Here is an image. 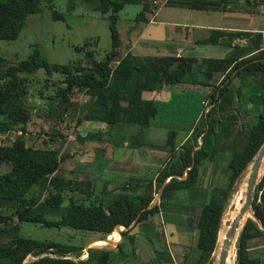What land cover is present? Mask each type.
I'll return each mask as SVG.
<instances>
[{"label":"trees","instance_id":"16d2710c","mask_svg":"<svg viewBox=\"0 0 264 264\" xmlns=\"http://www.w3.org/2000/svg\"><path fill=\"white\" fill-rule=\"evenodd\" d=\"M66 1L67 9L72 8L73 0ZM83 1L98 14L106 15L110 48L101 57L96 58L91 50L85 49L87 43L76 48V51H82L80 58L65 64L48 62L35 44L30 45L31 51L27 57L16 63L5 65L4 58L0 57V133L10 130L18 132L10 143L0 144V167L3 168L0 171V200L12 203L7 213L0 208V264H116V251L107 248L89 247L83 258H71L69 255L79 257L82 254V246L24 237L19 234V223L66 226L97 233L98 239H104L114 229L122 227L118 232L120 240L115 243V250L122 252L123 239L130 243V250L134 249L133 244L140 236H150L157 242L162 240V233L150 216L158 212L163 204L184 206L183 224L196 231L197 257L189 264H207L226 199L264 139V97H256L260 100V107L254 106L257 107V113L251 126L244 132L243 145L232 150L228 156L223 184L204 189L202 198L205 199L199 203L194 201L193 191L200 188L197 186L199 165L203 160H213L212 156L216 152L214 142L221 121L214 118L213 111L216 110L221 116L226 109L231 112L228 104L233 98L236 102L240 100L242 84H250L248 81L251 76L264 78V47L260 46L264 8L261 13L257 9L264 7V0H238L240 3L237 0L166 1L168 5L220 11L225 10L227 3L235 2L245 7L247 13L259 14L255 31L211 29L207 36L196 40L195 43L218 44L229 48L220 58H201L198 61L193 57L172 55L145 60L129 51L123 54L119 52L117 12L126 4H138L140 9L134 21H147V15L160 4L159 0ZM41 5L50 9L53 19L63 18L53 7L52 0H0V40L17 38L26 16L38 12ZM235 38L244 39L246 43H234ZM196 63L202 69L192 70V65ZM39 68L43 69L45 75L37 90V97L47 101L45 117L52 123L49 124L51 131L47 134L49 141L53 140L54 134L61 136L55 124L67 121L64 125L68 126L70 123L65 111L75 103L73 97H83L84 109L72 126L83 121L101 123L106 126L109 136V131L116 124L133 125L139 130L152 125L158 106L152 99L143 98L142 92L167 88L178 90L177 93L187 90L188 85L199 84L208 87L206 96L210 108L198 116L189 128V135L182 141L174 142V132L171 130L163 144L154 146L164 151L165 155L153 177L126 180L109 190L103 189L91 198V190L81 189L77 185L68 187V176L57 174L60 162L68 156L66 153L60 154L54 147L35 148L25 144V125L33 112L25 104L24 98L30 92L31 82L37 84L40 80L36 76L26 79L19 73L32 74ZM196 72L203 75L205 80L192 79L191 76ZM53 75L55 79H51ZM216 76L220 77L218 83L206 81H214ZM233 79L238 80L235 89L230 88ZM178 86L181 89H177ZM59 106L61 110L56 113ZM136 128L134 133L127 135L129 138L140 133ZM77 139L101 142V131L87 132L82 137L77 136ZM123 140L119 137L115 145L121 144ZM127 144L131 148L143 145L135 142V139ZM97 157L98 163L102 159L106 160L104 155ZM101 165L94 169L99 171ZM66 190H78L84 196L79 198L70 195L65 198ZM108 193H111L110 196H105ZM155 193L157 201L153 202ZM64 199L67 203L62 206ZM194 209H198L196 215H193ZM251 210L262 228L253 219H246L236 239L233 264H264L259 257L250 256L246 244L249 238L256 236L264 239V174L254 187ZM13 219L15 223L11 222ZM152 252L154 264L170 261L165 249L162 251L152 247ZM27 255L36 258L23 262ZM179 264L186 263L182 259Z\"/></svg>","mask_w":264,"mask_h":264},{"label":"rangeland","instance_id":"374dc122","mask_svg":"<svg viewBox=\"0 0 264 264\" xmlns=\"http://www.w3.org/2000/svg\"><path fill=\"white\" fill-rule=\"evenodd\" d=\"M52 4L62 14V19H53L50 9L45 5H41L38 12L26 16L24 25L17 38L14 40H0V57L4 58L5 65L16 63L26 58L31 51V44L37 46L41 55L48 62L58 64L70 63L80 58L82 51L78 52L76 48L82 47L86 43L87 45L84 48L91 50L96 58L101 57L110 48V35L105 14H98L83 0H73V6L70 9H67L68 3L66 0H52ZM261 8L264 7L261 6ZM261 8L258 7L257 9L260 10ZM139 9L140 6L138 4H126L117 12L118 22H116V28L120 37L118 48L120 53L125 43L123 31L130 23L135 22L134 17ZM242 17L245 16L242 15ZM143 41L142 47L144 48L142 50L147 52H157L162 48L161 42L163 41L159 38L144 36ZM172 41H175V39ZM241 43L244 44L246 41L243 39ZM260 46L264 47L262 38ZM192 67L195 69L202 68L198 67V64L192 65ZM43 75L45 74L42 68L37 69L32 74L19 73V76H24L26 79L36 76L35 78L40 80L37 84H33V81L31 82L30 92L24 98L25 104L31 107L33 112L31 119L25 125V133L23 134L25 144L35 148L54 147L58 149L60 154L66 153L68 156L60 162L57 174L68 176L70 179L68 187L72 188L77 185L81 189L91 190V198L98 195L103 189L109 190L126 180H145L153 177L163 162L165 155L164 151L158 150L154 146L163 144L168 132L171 130L174 132L173 141H182L189 135V128L194 125L198 116L210 108L206 96L208 87L191 84L188 85L187 90H184L186 92L179 91L176 93L178 90H170L167 95L171 98L168 101L158 102L157 113L152 118L151 126L139 130L133 125L116 124L109 131V136L106 132V126L101 123L83 121L78 125H73L74 127L72 126L75 118L79 117L84 109L82 106L84 103L83 97H73L72 101L75 103L70 105L65 111L70 123L68 122V126L64 125L67 121L58 125L55 124L61 136L54 134L53 140L49 141L47 134L51 131L49 124L52 123L50 119L45 117L47 101L37 97V90L40 89V85L43 83ZM191 77L195 81L205 80L203 75L198 72ZM55 78V75L51 76V79ZM187 78L189 79L190 76L188 75ZM219 79L220 77L216 76L214 81L208 79L206 81L216 84ZM255 79L257 77L251 76L248 81L250 84H247V82H245L246 85L242 84L240 93L242 97L240 96L238 103L233 98L231 104H228L231 112L226 111V109L221 116L216 110L213 111L214 118L221 121L218 125L220 130H218L214 142L216 152L212 156L213 160H203L199 165L197 186L200 188H196L193 191L196 203L205 199L202 198L204 189L214 188L223 184L225 178L223 174L224 168L230 152L241 148L244 143V132L251 126L257 113V107L254 108V106L260 107V102H258L260 100L256 97H264V78ZM237 81L236 79L232 80L231 89H235ZM178 88L181 89V86H178ZM232 106L235 109L232 110ZM60 110L61 107L59 106V109H56L55 112L58 113ZM135 128L140 133L131 139L128 134L134 133ZM97 130L101 131V142L77 139V136L82 137L87 132ZM17 133L12 130L0 133V144L10 143ZM119 137L124 140L121 144L115 145L119 141ZM134 139L135 142H141L143 145L137 148L127 146V143H132ZM100 148L103 150H98ZM100 155H104L106 160L102 159L98 163L97 156ZM249 163H247V166ZM97 164H102L99 171L94 169V167L98 166ZM2 170L3 168L0 167V171ZM263 174L264 168L258 175L257 181ZM82 181L84 182L81 183ZM235 187L234 183L233 190L226 199L221 216L229 205V200ZM65 194V198L70 195L72 197L78 196L79 198L84 196L78 190H66ZM110 194L108 193L105 196H110ZM156 201L157 194L155 193L153 202ZM66 203L67 201L64 199L61 205L64 206ZM11 206V202L0 200V208L4 212L7 213V209H10ZM183 207L178 204L161 205L159 211L151 215L150 219L157 223L155 227L158 230L160 229L162 240L160 239L157 242L152 237L147 236L152 239L150 241L147 237L140 236L137 237L133 244L134 249L130 250V243L127 239H123L121 243L122 252L115 250V243L120 240V236L118 241H113L114 235L108 234L104 237L106 243L101 245V243L98 244L99 236L97 233L72 229L66 226H43L31 222H20L19 234L27 238L52 239L57 242L82 246V254L79 257L69 255V257L74 259L83 258L87 248L92 247L116 251V253L114 252L116 264H154V254L152 252V247H154L162 251L165 249L170 257L169 262L160 261V264H179L182 259L186 264H189L197 257V249L195 248L196 231L186 228L183 224ZM197 213L198 209H194L193 215ZM250 217L249 215L248 218ZM254 221L260 226L257 219ZM11 222L15 223V220L13 219ZM193 222L195 221L193 220ZM121 229L122 227H117L114 230L119 232ZM246 244L250 256L259 258L263 256L261 251L264 250V239L261 236L249 238ZM35 258L27 255L23 262ZM212 260L211 254L207 264H211ZM262 262L264 261L262 260Z\"/></svg>","mask_w":264,"mask_h":264},{"label":"crops","instance_id":"0c3cea01","mask_svg":"<svg viewBox=\"0 0 264 264\" xmlns=\"http://www.w3.org/2000/svg\"><path fill=\"white\" fill-rule=\"evenodd\" d=\"M159 1L160 4L151 14L147 15V21L132 22L124 29L123 39H125V43L123 44L121 54L129 51L135 57H141L145 60L167 55L175 57H193L197 61L201 58H220L229 50L227 46L201 44L195 43V41L207 36L208 31L211 29L229 32L256 30L255 25L258 22L257 19L259 14L253 12L247 13L246 10L243 9V6L238 5V3L235 4V2L227 3L225 5V10L220 11L190 8L183 5L174 6L166 4L168 0ZM238 2L240 3V1ZM261 11L262 8L259 12L261 13ZM242 15L245 17L241 18ZM116 22H118V19ZM260 32L262 34L264 30ZM144 36L159 38L163 41L161 42L162 48L153 53L142 50L144 48L142 47ZM174 39L175 41H172ZM242 40L243 39L235 38L233 42L242 44ZM192 70L199 69L192 67ZM169 91L170 90L167 88H162L158 91L142 92V97L152 99L158 105V102L168 101L171 98L167 95ZM259 228L261 227L259 226ZM109 235H114L113 241L119 240V234L116 230ZM99 243L102 245L105 244L106 241L104 239H98V244ZM262 252L263 256L260 257V259L264 261V250H262L261 253Z\"/></svg>","mask_w":264,"mask_h":264},{"label":"water","instance_id":"95a60500","mask_svg":"<svg viewBox=\"0 0 264 264\" xmlns=\"http://www.w3.org/2000/svg\"><path fill=\"white\" fill-rule=\"evenodd\" d=\"M263 157H264V139L261 142V144L259 145V147L256 150V152L254 153V155L252 156L250 163L248 165L247 175L245 178L246 186H245V192H244V199L242 200L241 206L238 208L237 213L235 214V217L232 219L229 227L226 229L224 239L222 241L221 248H220V251L218 253L216 264H225V257L227 254V248H228L229 244L231 243V239L234 237V233H235V230L237 228L238 221L243 216V214L249 212V214L251 216L250 218L253 220H256V217L254 216V214L251 210V201L253 198L254 187H255V184L257 182V177H258L257 172H258L259 166H260L261 161H262L261 159ZM246 167H247V165H246ZM246 218H248V217H246ZM246 218H245V220H246ZM245 220H244V222H245ZM244 222L241 225V227L237 233V236H238L242 226L244 225ZM237 236H236V238H237ZM216 240H217V234H216ZM216 240L214 243V247L216 244ZM213 250H214V248H213ZM213 250H212V252H213ZM212 252H211V254H212ZM235 256H236V250H235Z\"/></svg>","mask_w":264,"mask_h":264},{"label":"bare ground","instance_id":"6f19581e","mask_svg":"<svg viewBox=\"0 0 264 264\" xmlns=\"http://www.w3.org/2000/svg\"><path fill=\"white\" fill-rule=\"evenodd\" d=\"M261 164L259 166L257 175H260L264 168V157L261 159ZM248 166L245 169V171L242 173V175L239 176V178L235 182V188L234 192L229 200V205L226 207V209L223 211V214L220 218V223L218 227V233H217V240L216 244L212 253V263L216 264L218 253L221 248L222 241L224 239V235L226 232V229L229 227L232 219L235 217V214L237 213L238 208L241 206V202L244 199V192H245V178L247 175ZM250 214L249 212L243 214V216L239 219L237 228L234 233V237L231 239V243L229 244L227 248V254L225 257V264H233L234 256H235V240L237 233L243 224L246 217H248Z\"/></svg>","mask_w":264,"mask_h":264},{"label":"built area","instance_id":"2783aa9c","mask_svg":"<svg viewBox=\"0 0 264 264\" xmlns=\"http://www.w3.org/2000/svg\"><path fill=\"white\" fill-rule=\"evenodd\" d=\"M261 38H262V40H264V33L261 34Z\"/></svg>","mask_w":264,"mask_h":264}]
</instances>
